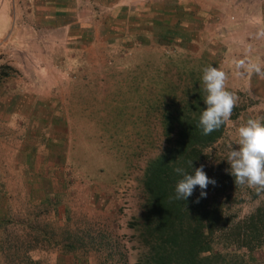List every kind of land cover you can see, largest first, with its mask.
I'll list each match as a JSON object with an SVG mask.
<instances>
[{
    "label": "rangeland",
    "instance_id": "374dc122",
    "mask_svg": "<svg viewBox=\"0 0 264 264\" xmlns=\"http://www.w3.org/2000/svg\"><path fill=\"white\" fill-rule=\"evenodd\" d=\"M56 1L0 0V264H136L145 168L207 95L203 69L238 98L206 150L216 174L238 129L264 122V79L235 67L264 68V0H73L66 18ZM230 181L235 219L264 202Z\"/></svg>",
    "mask_w": 264,
    "mask_h": 264
},
{
    "label": "trees",
    "instance_id": "16d2710c",
    "mask_svg": "<svg viewBox=\"0 0 264 264\" xmlns=\"http://www.w3.org/2000/svg\"><path fill=\"white\" fill-rule=\"evenodd\" d=\"M200 94L173 113L164 149L150 160L144 171L145 204L137 221L140 252L136 264H264L253 253L264 244V202L243 218L235 219L222 199L230 186V173L216 174L206 150L222 138L225 125L203 135L199 119L207 105ZM168 133V134H169ZM188 161H192L189 166ZM204 165L216 181L205 190L206 198L196 203L199 191L187 201L170 200L182 176ZM227 199L231 196L227 194ZM29 264H37L28 258Z\"/></svg>",
    "mask_w": 264,
    "mask_h": 264
},
{
    "label": "clouds",
    "instance_id": "9594fccd",
    "mask_svg": "<svg viewBox=\"0 0 264 264\" xmlns=\"http://www.w3.org/2000/svg\"><path fill=\"white\" fill-rule=\"evenodd\" d=\"M264 35V33H261ZM235 67L243 73H255L259 78L264 79V68L259 63L238 60ZM228 74L214 66L203 69L202 83L207 95L204 103L207 105L199 119V127L203 135H210L225 125L232 116L237 105V97L227 90ZM240 145L239 150L232 149L227 157L230 164V174L235 179L236 186L246 185L254 189L257 196L264 195V122L261 119H249L245 126L238 129ZM189 166L193 162L188 161ZM174 171L182 176L175 187V196H170V200L187 201L191 197L197 186L201 189V198H206L205 191L209 184L215 185L216 181L210 179L204 171V165L194 169L189 174L185 169L177 167Z\"/></svg>",
    "mask_w": 264,
    "mask_h": 264
},
{
    "label": "crops",
    "instance_id": "0c3cea01",
    "mask_svg": "<svg viewBox=\"0 0 264 264\" xmlns=\"http://www.w3.org/2000/svg\"><path fill=\"white\" fill-rule=\"evenodd\" d=\"M100 1V0H99ZM102 1V0H101ZM105 1H107V0H105ZM59 2H60V5H59V7H57V11L58 12H56L57 14H56V16H58V17H60L61 15L62 16H64L65 18L66 17H68V16H70V14L68 13V10H66V4H68V3H72L73 2V0H59V1H56L55 3L56 4H59ZM71 5V4H70ZM73 6V5H72ZM72 6H68V7H72ZM74 9V8H73ZM72 9V10H73ZM75 10V9H74ZM69 11H71L70 9H69ZM87 12H85V14H86ZM75 16V15H74ZM56 24H57V22H55L54 24H50V25H52V27H55L56 26ZM63 24H65V23H63ZM5 30L4 31H2L1 32V34H0V36H2V35H4L5 33ZM26 102V105H27V103H28V100H25ZM32 104H34L35 102H31ZM31 104V105H32ZM19 105V104H18ZM17 105V106H18ZM17 106H16V108H17ZM25 106V105H24ZM24 106H21L20 105V109H22V107H24ZM38 106V105H37ZM15 112H16V110H15ZM29 113V112H28ZM27 116H29V115H27ZM26 116V117H27ZM3 209H4V202H3V200L0 198V218H2V214L4 213L3 212Z\"/></svg>",
    "mask_w": 264,
    "mask_h": 264
}]
</instances>
